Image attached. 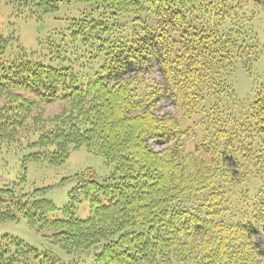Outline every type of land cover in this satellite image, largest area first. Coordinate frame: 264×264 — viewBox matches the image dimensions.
<instances>
[{"label":"trees","instance_id":"trees-1","mask_svg":"<svg viewBox=\"0 0 264 264\" xmlns=\"http://www.w3.org/2000/svg\"><path fill=\"white\" fill-rule=\"evenodd\" d=\"M62 1L71 0L13 3L41 19ZM77 1L93 6L71 33L91 51L92 79L0 34V57L10 51L0 64V146L51 166L84 148L114 172L101 183L90 169L74 176L61 219L47 218L57 208L37 192L0 188V224L23 219L66 254L99 248L94 264H264V80L245 104L229 82L238 63L249 72L258 59L242 38L255 14L247 8L264 0ZM164 101L174 113L158 111ZM56 102L66 108L39 122L37 105ZM81 200L86 220L74 216ZM246 202L249 220L229 219ZM40 255L0 237V264H56Z\"/></svg>","mask_w":264,"mask_h":264},{"label":"rangeland","instance_id":"rangeland-1","mask_svg":"<svg viewBox=\"0 0 264 264\" xmlns=\"http://www.w3.org/2000/svg\"><path fill=\"white\" fill-rule=\"evenodd\" d=\"M253 11L255 12L253 18L245 23L242 41L248 46H257L258 59L249 72L238 63L229 81L236 99L243 104L251 95L254 86L264 80V5L258 8L250 5L246 11L247 16ZM91 17H94L93 6L77 0L62 1L57 11L46 14L41 19H37L35 14L26 16L19 12L13 0H0L2 36H16L20 45L26 51L37 54L39 61L44 65L58 67L60 58H63L62 64H70L81 80L92 79L97 65L93 64L90 49L83 46L80 40L73 41L71 38L74 31L72 24L75 20ZM53 44L62 46L65 52L57 54ZM9 54L10 51L0 57V64H5L9 60ZM37 56L34 55L35 58ZM156 76L158 78L157 73ZM6 102L7 96L0 93V106ZM63 108H66V105L59 102L38 104L34 113H38L39 122H43L57 116ZM158 111L174 113L172 106L166 101L160 104ZM181 125L185 128L187 123L182 121ZM122 141L124 143L128 141L127 135ZM150 148L154 151L161 150L160 146L154 144H151ZM26 154V151L18 153L0 146V188L12 187L17 195L22 196L37 192L39 197L50 200L57 210L48 214V219L64 217L62 209L67 205L68 194L75 186L74 176L90 169L101 183L114 172L113 167L102 157L90 154L84 148L71 150L67 160L59 166H51L45 162L24 163L23 158ZM237 198L238 195L233 198L236 204L239 203ZM250 213L251 204L246 202L240 209H230L227 214L232 221H247ZM88 215L89 205L85 200H81L75 205L74 216L86 220ZM4 235L15 237L35 248L41 254V260H47L42 253L51 252L56 264H94L93 255L99 251L98 248L80 254H66L48 243L46 233H37L23 219L0 224V237ZM259 241L262 242L263 239L260 238Z\"/></svg>","mask_w":264,"mask_h":264}]
</instances>
